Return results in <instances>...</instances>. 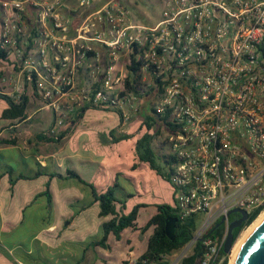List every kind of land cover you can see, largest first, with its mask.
<instances>
[{"label": "built area", "instance_id": "built-area-1", "mask_svg": "<svg viewBox=\"0 0 264 264\" xmlns=\"http://www.w3.org/2000/svg\"><path fill=\"white\" fill-rule=\"evenodd\" d=\"M161 3L145 26L117 0H0L12 72L0 69V94L52 110L47 136L84 106L112 111L127 134L149 105L164 119L177 217L198 218L189 242L151 264H181L196 247L195 264H222L229 213L264 212V0Z\"/></svg>", "mask_w": 264, "mask_h": 264}, {"label": "rangeland", "instance_id": "rangeland-1", "mask_svg": "<svg viewBox=\"0 0 264 264\" xmlns=\"http://www.w3.org/2000/svg\"><path fill=\"white\" fill-rule=\"evenodd\" d=\"M117 2L125 5L129 9L135 22L145 26H153L160 21L161 0H117ZM0 15L1 20V10ZM0 69L4 71V74H12L11 70L7 69L2 63H0ZM33 101L34 106H36V102L38 101ZM2 105H5V102L0 100V108ZM37 109L38 106L35 109L31 107L27 109V114L33 121L31 123L21 124L18 129L23 130L26 125H30V128H33L35 132L48 130V124H51L53 119L52 110L45 109L44 107L39 111H36ZM144 110L145 107L142 108V114ZM87 116H94L95 119L102 123L98 130L94 132V142L87 148L88 152L82 150V148H85L86 143L84 139L87 135L86 126L83 125L72 136H65L59 142L47 145L48 149L45 150L47 154H58L59 157L62 158L65 167L70 166V158H67V155H70L71 159H75V157L87 159V157H89L96 165L86 167L77 163L76 168L80 171L82 178L94 185L98 191H104L105 188L112 184L114 174L119 173V183L126 189L127 193L131 195V197L127 199V205H143L144 207L141 209V212L144 215L153 214L158 205L165 203L173 205L176 201L177 194L168 183V166L165 165L162 158H160L162 155L161 138H156L151 146L154 165L160 172L156 174L149 169L147 163L140 160L139 153L133 146V142L137 136H134L133 139L119 140L116 143L109 137L110 132H113L112 134L114 137H118L113 131L115 128L114 125L116 124L115 113L96 108L88 111ZM137 121L139 120L135 119L130 121L127 128L132 130L131 126ZM1 123L0 121V125ZM5 133L9 134L6 131ZM165 148L166 150L168 149L167 144H165ZM74 152H77L76 156H73ZM1 156L6 158L7 162L10 164H14V168H17L15 166L20 160L21 153L18 149L8 148L2 152ZM1 160L3 161V159H0V161ZM103 161L108 163L112 170L103 172L100 168V163ZM133 165H136L135 170L131 169ZM58 187H60L62 191L59 192ZM58 187L57 185H45L44 188H48L51 194V202L49 207L46 204L43 209H39V207L35 208V215L37 218L33 219L34 211L32 208H27L24 214L23 207L20 221L12 225L7 222L5 223L1 236L3 244L10 246L15 244V242H20L24 248V235L32 234L33 230H38L40 228L38 223L39 219L40 224L45 222V226H47L48 223L56 222V219L60 216L57 233L50 236L44 234L37 241L33 242L34 260H26L25 262L27 264H76L81 260L83 255H85V258L80 264H115L114 260L110 258L112 255H108L110 253L108 250L106 253L101 250L107 256L105 259L96 258L95 260H91L93 259V254L89 253L93 250L91 244L99 240L102 236L100 220L97 219L93 213L94 209L97 207H92L87 210V213L80 214L82 222L78 226L77 232H74L73 228L67 225L68 216H77L76 214L80 205H85L86 202L91 199L90 190L80 185L74 179L60 181ZM73 187L77 189V201L80 202L76 203V201H74ZM70 198H72L73 201H69ZM34 200H39V198L35 199L33 197L31 202ZM20 204V195L16 193L10 202V208L12 209L10 212H13L14 208H17ZM5 214L10 213L6 211ZM141 217L142 215L139 216V220L141 219L140 221L142 222ZM56 234L60 235L59 238H57ZM114 240L113 237L108 239V241L115 242L121 248L123 239L117 242ZM86 248L88 249L85 251ZM21 251L22 248L14 252H8V250L3 252L0 250V264H8L5 259H10L12 264H15V259L24 262V255L22 257L20 255ZM123 253L124 251H122V254ZM227 264H231L230 256L227 259Z\"/></svg>", "mask_w": 264, "mask_h": 264}, {"label": "trees", "instance_id": "trees-1", "mask_svg": "<svg viewBox=\"0 0 264 264\" xmlns=\"http://www.w3.org/2000/svg\"><path fill=\"white\" fill-rule=\"evenodd\" d=\"M5 59V52L0 49V62L4 61ZM0 99L5 101V103L7 104V108H5L1 113L2 119L11 120L12 125H16L27 118V97L23 96L19 100L14 101L9 96L0 94ZM93 109L96 108L84 106L79 110H76L74 114L65 121L64 126L56 135L47 136L45 134H41L38 136H26L24 138V141H26L28 144L41 147L49 143L59 142L63 137L73 135L81 124L84 115L88 111ZM145 109L146 110H144L142 114L143 120L137 121L133 130H129L127 134H118L117 127L118 124H120V121L118 119V124L113 130L118 137H114V135L112 134L113 132L109 133V137H111L112 141L116 143L119 140L129 138L133 139L134 136H137V138L133 142V146L139 153L140 160H142L144 163H147L151 171L159 174L160 172L153 162L151 146L153 141L160 135V128L162 123H164V119L152 116L151 112L153 111L151 110V108H149V105L146 104ZM103 110L109 111L106 109ZM2 143L7 145H14L16 141L14 138H10L8 140L2 141ZM160 158H162L165 165L168 166L167 176L168 183L170 184V161L165 156H162ZM131 169L135 170L136 165H133ZM35 176H37V173L33 177ZM48 176L55 177L60 180L74 179L80 185L90 190L91 199L86 202L85 205H80L77 214L88 210L91 207H97V217L102 221L100 224L102 236L99 240L94 241L91 244L93 249H95L96 247L109 248L107 244L109 236H113L116 240H120L122 238V235L126 231H138L140 235L144 236L145 241L143 249L137 254V256L135 257V262L133 264L157 263L160 255L170 254L173 251L182 248L187 242H189L194 234V231L197 228L198 218L190 217L185 220H180L177 217L175 207L176 201L173 203V205L166 203L158 205L156 211L150 217H148V219L141 225V227H138V215L140 214L141 209L144 206L140 204L132 206L127 205V199H129L131 195L128 194L126 189L119 183V173H115L112 179V184L105 188L104 191H98L94 185L85 181L76 171L72 169H66L64 174L55 172L48 174ZM21 178L28 177L21 176ZM43 196L45 197L46 204L49 207V204L51 202V194L48 188L45 189ZM77 202L80 201H76V203ZM258 214L259 210L250 214L248 220L241 227L233 231L234 242L236 241L239 233L244 228L248 227L256 219ZM167 217L177 218L175 232L172 239H168L164 232V224ZM87 249L88 248H86L85 251ZM198 254V247H196L194 249V253L191 256L185 258L181 264H195ZM84 258L85 255H83L81 260L76 264H80L84 260ZM121 264L129 263L127 260H124ZM222 264H227V260H225Z\"/></svg>", "mask_w": 264, "mask_h": 264}, {"label": "crops", "instance_id": "crops-1", "mask_svg": "<svg viewBox=\"0 0 264 264\" xmlns=\"http://www.w3.org/2000/svg\"><path fill=\"white\" fill-rule=\"evenodd\" d=\"M100 4L101 3H97L96 5H94V9L100 6ZM37 106L38 109L36 111H39L42 108V105L36 102V106H34V101L32 99H28L27 109L30 107L35 109ZM5 108H7L6 103L5 105H2L0 108V121L2 122L0 125V159H3V161L2 160L0 161V250L3 252L6 250H8V252L10 251L14 252L22 248L20 255L21 257L24 255L23 256L24 262L19 259H15L14 263L27 264L25 262L26 260H34L35 255H34L33 242L37 241L44 234L50 236L57 233L60 223V216L56 219V222L54 221V223H48L47 226H45V222H43V224H40V219H39L38 223L40 228L38 230H33L32 234L24 235V248L22 247L20 242H15V244H12L10 246H6L3 244V240L1 236L3 233L2 229L5 223L7 222L8 224L12 225L13 223L20 221V218L22 217L23 207H24V214L27 208H32L34 211L33 219L37 218V216L35 215L36 213L35 208L39 207V209H43L45 207L44 205H46V200L45 197L43 196L46 189L44 188L45 185H52V186L57 185L58 187L60 181H66V180L57 179L55 177H49L48 174L55 172L64 174L66 169H72L76 171L82 178L80 171L76 168L77 163L86 167H91L92 165H96V163H94L89 157H87V159H80L79 157H75V159H71V156L67 155L66 157L70 158L69 159L70 166L65 167L62 158L59 157L58 154L57 155L47 154V152L45 151L48 149L47 145H49L50 143L41 147V146L28 144L26 141H24V138L26 136H38L46 132V131L35 132L33 128H30V125H26V127L23 130L18 129L21 124H25L28 122L31 123L33 121V119H31V117L28 116L27 109H26L27 118L16 125H12L11 120H4L1 118V113ZM115 118H116V124L114 126L116 127L118 124V118L116 114H115ZM83 125L86 126L87 135L84 139L86 145L85 148H82V150L84 152H88L87 148L90 146V144H93L94 142V132L98 130V128L102 125V123L101 121L95 119L94 116H87L86 113L81 121V124L77 128L76 132ZM49 126L50 123L48 124V127ZM134 128H135V124L131 126L132 130ZM5 131L8 132L9 134H6ZM10 138L15 139L16 143L14 145H7L2 143V141L8 140ZM8 148L18 149L21 153L20 160L18 164L15 166L17 168H14V164H10L9 162H7L6 158L1 156L2 152ZM76 154L77 152H74L73 156H76ZM30 160H32L33 162ZM100 168L103 172L112 170V168L109 167V164L105 163L104 161L100 163ZM36 173L37 176L33 177ZM21 176H27L28 178H21ZM58 191L60 192L62 191V189L58 187ZM73 192H74L73 195L74 201H77L78 198L77 189L74 187H73ZM16 193L20 195L21 204L17 208H14L13 212H10V210H12L10 208V202L14 198ZM33 197L35 199L39 198V200H34L31 202V199H33ZM70 200H72V198H70L69 201ZM6 211H8L10 214H5ZM87 212L88 211L85 210L79 214H76L77 216H73V217L69 215L67 225L73 228L74 232H77L78 226L82 222V218L80 214ZM93 213L94 216L97 219H99L97 217V208L94 209ZM141 215H142L141 217L142 222L140 221L141 219L139 220V216ZM151 215H144L142 214V212H140L137 219L138 227H141V225ZM101 222L102 221L100 220V224ZM56 236L57 238H59L60 235L56 234ZM110 237L113 236H109V238ZM121 239H123L121 248L115 242L107 241L109 248L96 247L95 249H93L91 252H89L93 254V259L91 260H95L96 258L105 259L107 256L101 250H103L105 253L108 250L110 252L108 255L109 256L112 255L110 258L114 260L115 264H121L124 260H128L131 257L135 258L137 254L143 249L145 238L143 235H140L138 231L135 232L126 231L122 235ZM114 241L117 242L118 240L115 239ZM122 251H124L123 254ZM5 260L8 262V264H12V261L10 259L8 260L5 259Z\"/></svg>", "mask_w": 264, "mask_h": 264}, {"label": "water", "instance_id": "water-1", "mask_svg": "<svg viewBox=\"0 0 264 264\" xmlns=\"http://www.w3.org/2000/svg\"><path fill=\"white\" fill-rule=\"evenodd\" d=\"M235 212L241 215V219L230 224L227 239L223 247L224 254L228 256H230L234 243L233 230L241 227L242 222L247 221L249 217L244 211H231V213ZM176 222L177 218L175 217H167L165 219L164 232L168 239H172L174 236ZM232 264H264V218L252 229L247 239L237 250Z\"/></svg>", "mask_w": 264, "mask_h": 264}, {"label": "bare ground", "instance_id": "bare-ground-1", "mask_svg": "<svg viewBox=\"0 0 264 264\" xmlns=\"http://www.w3.org/2000/svg\"><path fill=\"white\" fill-rule=\"evenodd\" d=\"M264 218V212L259 216L258 219H256L248 228L247 230L244 232H242V234L240 235L239 239L237 240L238 242L235 243V245L233 246L231 253H230V261L231 264L233 262V258L236 255L237 250L241 247V245L244 243V241L247 239L248 235L250 234V232L252 231V229Z\"/></svg>", "mask_w": 264, "mask_h": 264}, {"label": "flooded vegetation", "instance_id": "flooded-vegetation-1", "mask_svg": "<svg viewBox=\"0 0 264 264\" xmlns=\"http://www.w3.org/2000/svg\"><path fill=\"white\" fill-rule=\"evenodd\" d=\"M228 219L231 221V222H237V221H239L240 219H241V215L239 214V213H237V212H235V213H231L229 216H228ZM246 221H244V222H242V225L245 223ZM235 229H237V228H235ZM234 229V230H235ZM233 230V231H234Z\"/></svg>", "mask_w": 264, "mask_h": 264}]
</instances>
